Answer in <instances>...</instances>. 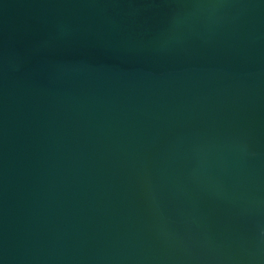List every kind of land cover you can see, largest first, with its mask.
<instances>
[{"label": "water", "instance_id": "95a60500", "mask_svg": "<svg viewBox=\"0 0 264 264\" xmlns=\"http://www.w3.org/2000/svg\"><path fill=\"white\" fill-rule=\"evenodd\" d=\"M0 264H264V0H0Z\"/></svg>", "mask_w": 264, "mask_h": 264}]
</instances>
